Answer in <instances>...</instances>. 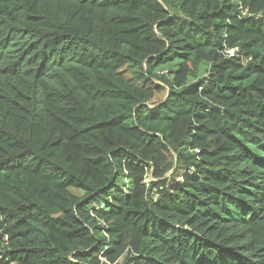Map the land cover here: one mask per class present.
I'll return each mask as SVG.
<instances>
[{
    "label": "trees",
    "instance_id": "trees-1",
    "mask_svg": "<svg viewBox=\"0 0 264 264\" xmlns=\"http://www.w3.org/2000/svg\"><path fill=\"white\" fill-rule=\"evenodd\" d=\"M0 264H264V0H0Z\"/></svg>",
    "mask_w": 264,
    "mask_h": 264
},
{
    "label": "rangeland",
    "instance_id": "rangeland-1",
    "mask_svg": "<svg viewBox=\"0 0 264 264\" xmlns=\"http://www.w3.org/2000/svg\"><path fill=\"white\" fill-rule=\"evenodd\" d=\"M207 64H204V66H202L201 71L199 72V75H204L206 73L207 70ZM76 193L80 194L79 191H75Z\"/></svg>",
    "mask_w": 264,
    "mask_h": 264
}]
</instances>
